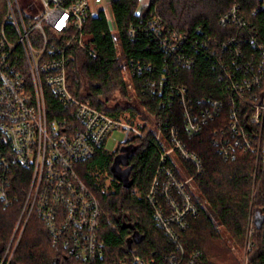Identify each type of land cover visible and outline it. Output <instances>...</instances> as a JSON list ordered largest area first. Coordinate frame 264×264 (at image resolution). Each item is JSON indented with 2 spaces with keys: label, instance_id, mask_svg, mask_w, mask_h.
Listing matches in <instances>:
<instances>
[{
  "label": "built area",
  "instance_id": "2783aa9c",
  "mask_svg": "<svg viewBox=\"0 0 264 264\" xmlns=\"http://www.w3.org/2000/svg\"><path fill=\"white\" fill-rule=\"evenodd\" d=\"M90 9V0H5L0 22V206L16 203L18 181H26L27 189L0 264L10 258L13 237L31 213L67 258L93 264L102 257L101 209L76 166L105 151L113 131L124 138L112 153L132 147L126 145L130 139H140L154 143L158 154L145 200L153 220L175 248L158 264H201L198 253L186 256L180 245L181 235L203 207L195 199L194 184L202 173V161L187 147L185 138L192 139L219 121L212 145L223 161H234L242 153L259 160L264 145V44L232 7L218 24L237 26L238 36L218 41L199 34L198 40H192L195 46L199 43L198 51L213 57L212 69L222 85L223 99H193L174 80L181 69L195 64L183 51L190 40L153 15L145 32L168 60L158 76L152 75L140 86L142 93L155 97L159 110L150 115V122L137 125L90 106L68 89L71 47L77 44L95 58L83 43ZM260 11L264 12V0ZM138 29L129 28L128 37L134 39ZM122 67L131 81L143 72L133 62ZM147 72L155 74L149 67ZM131 262L146 264L137 256Z\"/></svg>",
  "mask_w": 264,
  "mask_h": 264
},
{
  "label": "trees",
  "instance_id": "16d2710c",
  "mask_svg": "<svg viewBox=\"0 0 264 264\" xmlns=\"http://www.w3.org/2000/svg\"><path fill=\"white\" fill-rule=\"evenodd\" d=\"M260 4L261 0H151L137 11L138 0H114L110 5L114 32L102 11L94 17L88 15L83 27V36L88 37L85 46L93 51L95 58L77 44L69 50L68 89L75 98L90 106L112 117L127 114L124 119L132 122L137 110L124 108L120 103L110 105V97L112 92L121 98L129 95L120 72L124 64L133 62L143 69L139 77H132L134 98L147 114H155L159 110L157 100L140 90L146 79L158 76L168 60L159 50L158 43L145 32L154 15L166 27L190 40L183 51L193 57L195 64L190 69H181L174 76L175 82L184 86L193 99H223L222 85L212 69L213 57L198 51L199 43L195 46L192 40H198L199 34L218 41L238 36L241 31L237 26L221 27L218 24L219 18L235 6L246 26L256 31L264 44V12L260 11ZM4 12L5 0H0V22ZM131 27L140 28L134 39L128 37ZM148 67L155 74L148 73ZM175 113L177 115L176 110ZM220 125L219 121L210 123L192 139L185 138L187 147L202 161V173L194 184L198 191L195 199L203 207L181 235L180 245L186 256L198 253L201 264H239L227 242L232 241L238 249L244 248L252 220L247 263L264 264V221L260 228L255 226V219L264 216V145L258 161L254 155L242 153L236 160L225 162L212 145L213 131ZM126 145L135 149L129 161V179L132 181L129 189L116 181L107 185L105 180V174H111L112 162L122 147L114 153L101 151L76 166L77 174L96 197L101 209L99 239L104 244V253L93 264H132V256L146 264H158L163 256L175 251L153 220L145 200L158 159L154 143L130 139ZM25 189L27 182L18 181L14 186L16 203L8 208L0 206V260L12 238ZM128 226L142 236L140 243L131 242L133 231ZM217 227L222 228L226 238ZM6 264L78 263L67 258L62 248L52 245L44 225L35 213H31L21 231L13 237L11 256Z\"/></svg>",
  "mask_w": 264,
  "mask_h": 264
},
{
  "label": "rangeland",
  "instance_id": "374dc122",
  "mask_svg": "<svg viewBox=\"0 0 264 264\" xmlns=\"http://www.w3.org/2000/svg\"><path fill=\"white\" fill-rule=\"evenodd\" d=\"M139 9V8H138ZM140 11V10H137ZM107 20L109 23V27L110 30L112 32L115 31V27H114V23H113V19L110 16L109 13H107ZM88 40L87 36H83V43L86 45ZM123 65V63H122ZM121 77L124 79V81L126 82V89L128 91V96L126 98H121L116 92H112L111 95V100H110V105H113L115 103H120V106L122 107H130L133 108L135 110H137V116L133 119V122H135L137 125H143L146 122H150V114L146 113V109L143 108L142 106L139 105V103L135 100L134 98V85L133 82L130 79V74L128 72H125L124 68H121ZM131 86V89H129L128 87ZM114 100V101H112ZM128 115L125 114L124 117H127ZM146 120V121H145ZM124 136L123 134L117 132V131H113V133L111 134V136L108 138L106 144H105V151L108 153H112L115 148L117 143L122 142ZM121 152L118 153V155H120ZM112 176L111 174L109 175L108 173L105 174V180H106V184L109 185L112 182ZM114 181V180H113ZM195 194L196 197L198 195V191L195 189ZM252 226H253V221L251 220L249 226H248V235H247V240L248 243L246 244V246L244 245V248L242 249H238V247L235 245V243H233L232 241H228V245L230 246V251L232 252V254L238 259L239 264H248L247 263V253L249 251V244L251 243V237H252ZM217 229L220 231V233L224 236V238H226V235L224 234L223 230L221 227H217Z\"/></svg>",
  "mask_w": 264,
  "mask_h": 264
},
{
  "label": "water",
  "instance_id": "95a60500",
  "mask_svg": "<svg viewBox=\"0 0 264 264\" xmlns=\"http://www.w3.org/2000/svg\"><path fill=\"white\" fill-rule=\"evenodd\" d=\"M135 151L133 147H122L120 149L121 153L117 155L110 167V173L114 181L120 183L124 189H129L132 186V181L129 179V161L131 158V154ZM121 167L127 168L126 170H122ZM264 221V216L255 219V226L257 228H260L261 224ZM129 229L133 231L131 242L138 244L142 241V236H140L136 231H134V228L132 226H128ZM131 242L128 243V247L131 246Z\"/></svg>",
  "mask_w": 264,
  "mask_h": 264
},
{
  "label": "crops",
  "instance_id": "0c3cea01",
  "mask_svg": "<svg viewBox=\"0 0 264 264\" xmlns=\"http://www.w3.org/2000/svg\"><path fill=\"white\" fill-rule=\"evenodd\" d=\"M113 1L114 0H102L101 3L95 4L93 3L92 0H90L91 15L94 17L98 15L100 11H102L105 14L106 18L108 15L107 13H109L110 16L112 17L110 12V5ZM150 1L151 0H138V8H139L138 10H141L143 7L147 6L150 3Z\"/></svg>",
  "mask_w": 264,
  "mask_h": 264
},
{
  "label": "flooded vegetation",
  "instance_id": "af4514ba",
  "mask_svg": "<svg viewBox=\"0 0 264 264\" xmlns=\"http://www.w3.org/2000/svg\"><path fill=\"white\" fill-rule=\"evenodd\" d=\"M121 154H124V153H121ZM121 169H122V170H126L127 168H125V167H121Z\"/></svg>",
  "mask_w": 264,
  "mask_h": 264
}]
</instances>
